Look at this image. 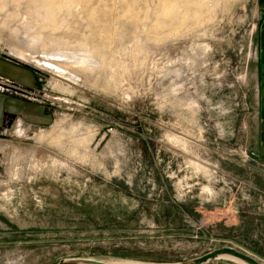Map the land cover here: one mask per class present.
Masks as SVG:
<instances>
[{
	"label": "rangeland",
	"instance_id": "obj_1",
	"mask_svg": "<svg viewBox=\"0 0 264 264\" xmlns=\"http://www.w3.org/2000/svg\"><path fill=\"white\" fill-rule=\"evenodd\" d=\"M17 1L0 0V59L33 78H0L24 108L0 125V264L249 253L257 222L246 217L262 200L244 185L264 184L250 76L257 0H59L53 28ZM236 211L247 229L233 228Z\"/></svg>",
	"mask_w": 264,
	"mask_h": 264
},
{
	"label": "crops",
	"instance_id": "obj_2",
	"mask_svg": "<svg viewBox=\"0 0 264 264\" xmlns=\"http://www.w3.org/2000/svg\"><path fill=\"white\" fill-rule=\"evenodd\" d=\"M256 18L257 26L255 32V56L251 65V80L252 88L255 95L256 105V149L254 157L262 162L264 166V0H257L256 2ZM13 62L0 59V78H6L20 82L24 86H29V80L33 77L30 76L29 71L15 68L12 65ZM35 76V75H34ZM8 90H0V125L5 122V117L10 115L14 111H24V108L20 106H12L11 100L6 99ZM4 112L7 114L4 116ZM27 113V112H26ZM245 188L247 192L255 191L261 197L260 210L261 214L258 218L246 217L248 220H254L257 222L255 225H251L250 229H254L248 235L244 237V248L251 253L250 255L256 258L258 261L264 264V184L258 189L254 183H248ZM251 191V192H252ZM263 197H262V196ZM235 221L233 228L241 231L247 229L245 219L239 216V212L236 211ZM258 226L260 228H258ZM234 229H231L233 232ZM248 253V254H249Z\"/></svg>",
	"mask_w": 264,
	"mask_h": 264
},
{
	"label": "bare ground",
	"instance_id": "obj_3",
	"mask_svg": "<svg viewBox=\"0 0 264 264\" xmlns=\"http://www.w3.org/2000/svg\"><path fill=\"white\" fill-rule=\"evenodd\" d=\"M26 1L29 4L32 5L33 11H31V12H34V13H32V15L33 16H38L37 13H39L38 18H41L42 19V24H39L38 23V27H40V25H41V27H43V26H48L50 28H53L54 27V18H53V15L54 14L53 13L60 6V4H62V3L59 2V0H26ZM10 2H12V3L14 2L15 4H18V1L17 0H10ZM174 7H175L174 5H163L162 12H161L162 15L165 16V17H167V18L172 17V14L174 13ZM40 10L42 11V14H40L41 13V12H39ZM14 17L15 16L14 15H11V14L10 15H7L5 17L6 20H4V23L7 20H13ZM5 25H7V24H5ZM35 40L36 39H34V41ZM18 56L21 57L22 59H26L27 58V55L25 56V54L22 53V51L21 52H18ZM45 65H46L45 67H47V68L49 67L53 71H57V70L58 71H63L64 70V68H63L64 67L63 66L64 64L62 62H60V61H56V60H50L49 61V60H47V61H45ZM43 66H44V64H43ZM53 74H55V73L53 72ZM55 75H57V77H58V76H60V73L55 74ZM48 136L50 137V139H52V141H57V142H59L60 139L62 138V135L61 134H58L56 136H54V135H48ZM45 137H46V135L43 134V133H41L38 136V140H43V139H45ZM197 167L201 169V171L203 172V174H205V175H208L209 174L208 173L209 170L207 171V169L205 167H203V166H197ZM222 259H227V260L233 261V262H235L237 264H244V263H242V262H240V261H238L236 259L229 258V257H224ZM107 264H149V263H138V262H129V261H127V262H117V263H111L110 262V263H107ZM150 264H154V263H150Z\"/></svg>",
	"mask_w": 264,
	"mask_h": 264
},
{
	"label": "water",
	"instance_id": "obj_4",
	"mask_svg": "<svg viewBox=\"0 0 264 264\" xmlns=\"http://www.w3.org/2000/svg\"><path fill=\"white\" fill-rule=\"evenodd\" d=\"M224 257L236 259L244 264H263L260 261H258L256 258L251 256L250 254L230 247H222L219 249L212 250L200 257L191 259L189 261L180 264H208L218 259H222ZM56 264H107V263L98 262L94 260L72 259V260H60Z\"/></svg>",
	"mask_w": 264,
	"mask_h": 264
},
{
	"label": "built area",
	"instance_id": "obj_5",
	"mask_svg": "<svg viewBox=\"0 0 264 264\" xmlns=\"http://www.w3.org/2000/svg\"><path fill=\"white\" fill-rule=\"evenodd\" d=\"M2 81H3V80H2ZM2 81L0 82V90H1V91L7 89L6 87L11 85V83H10L9 81H5V82H2ZM9 83H10V84H9ZM5 85H6V87L4 88Z\"/></svg>",
	"mask_w": 264,
	"mask_h": 264
}]
</instances>
